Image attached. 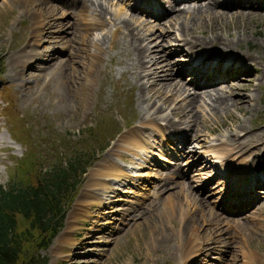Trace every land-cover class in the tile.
Segmentation results:
<instances>
[{"label": "rangeland", "instance_id": "obj_1", "mask_svg": "<svg viewBox=\"0 0 264 264\" xmlns=\"http://www.w3.org/2000/svg\"><path fill=\"white\" fill-rule=\"evenodd\" d=\"M70 1L73 0H0V185L23 174L24 168L15 166L22 159H36L39 154L46 165H51L57 158L63 160L77 150L86 149L87 153L92 143L110 139L108 147L97 152L84 173L62 227L40 250L42 256L49 264H242L241 256L246 251L263 258L264 263V140L256 138L264 130V78L245 80L243 73L236 78L231 93L229 83L235 79L230 75L234 72L232 61L223 60L222 65L228 64L223 71L222 65L214 68L223 47L206 42L209 50L218 52L211 53L210 58L205 56L207 52L199 57L202 52L192 54L181 35L236 42L234 51L255 55L264 65V18L251 16L252 12L264 13V0H218L234 7L240 2L238 9L228 10L216 5L209 8L212 0H162L163 7L161 0H101L107 6L101 17H96L89 3L81 5V0L75 3L77 10L63 6ZM172 5L177 9H170ZM184 7H202L200 11L217 17L216 23L223 29L203 26L209 19L205 13L185 14L187 24L180 26L175 13ZM38 10H46L45 15L55 18L56 14L63 16V23L46 26L44 35H40L35 27L45 19ZM122 20H127L139 34L129 36ZM228 30L233 31V37ZM140 33L151 34L147 43L152 56L174 63L162 75L174 77L172 82L178 87L179 83L186 84L190 95L203 98L207 92L229 93L227 96L235 101L247 99L246 104L213 114L208 106L198 103L197 110L191 112L196 124L189 128L190 121L179 116L180 111L171 112L184 95L178 97L169 88L164 97L177 98L172 101L175 105H162L156 121L149 122L147 116L152 111H145L150 104L148 86L140 90L148 76H144L146 70H141L134 57ZM242 33L246 36L240 37ZM30 46L38 57L23 65L17 55ZM95 54H99L98 59L92 58ZM190 58V65H181ZM245 64L259 65L256 61ZM177 68L183 72L181 79L173 76ZM189 70L198 71L197 77H190ZM189 80L197 86L190 85ZM213 80L217 83L209 84ZM176 106L180 107V103ZM167 120L182 124L174 130L173 123ZM150 124L168 133L165 137V130L157 136L150 135L143 142L147 148L123 138L133 133L147 135L152 126H146ZM239 124L245 131H235ZM198 126L200 136L192 139ZM220 139L252 144L243 152L233 149L237 159L248 166L243 173H238L237 167L231 169L230 164L225 168L222 158L215 156L212 145ZM184 141L186 147L181 149ZM228 144L231 145L224 146L231 148ZM190 150L194 151L191 155ZM117 152H121L120 156H116ZM111 157L115 168L108 169L111 175L103 176ZM25 162L30 165L29 160ZM259 173L260 181L240 188ZM254 189L259 196L252 194ZM189 216L196 228L191 240L198 251L183 261L178 237H184L180 227ZM202 244L207 247L204 258Z\"/></svg>", "mask_w": 264, "mask_h": 264}, {"label": "bare ground", "instance_id": "obj_2", "mask_svg": "<svg viewBox=\"0 0 264 264\" xmlns=\"http://www.w3.org/2000/svg\"><path fill=\"white\" fill-rule=\"evenodd\" d=\"M177 1V0H175ZM78 2L79 3V0H73V1H70L68 3H64L63 6H66V8H73L75 10H77L74 6H75V3ZM32 3V2H29V4ZM88 3L89 5H91V7L93 6V9L96 11L97 15L96 17H101L105 11H106V7L104 6L103 2L101 0H81V5H83L84 7L88 6ZM160 6L163 7L164 6V1H160L159 2ZM210 4V3H209ZM139 5V4H138ZM211 5H216V6H221V8H225L226 10H228L230 7L231 8H237V7H240L241 4L239 1H237L236 3V6L234 7V5L230 6V5H222L220 3V1L218 0H212L211 1V4H210V7L209 8H213V6ZM251 6H253V4L250 3ZM157 6V5H156ZM136 8V7H135ZM149 7H147V10H148ZM153 8H156V7H153ZM159 8V6H158ZM170 9H174L176 10L177 8L172 5L171 7H169ZM90 9V8H89ZM238 9V8H237ZM28 10V9H27ZM30 10V9H29ZM109 10V9H108ZM200 10H203L202 7L200 8H197V9H194L192 10V8L190 7H184L182 9H179L177 13H175V16L178 20H175L176 18H174V20L176 21V23H178L180 26H184L187 24V17H184L185 14H199L201 16H203V13L205 12H202ZM208 10V9H207ZM240 10V9H239ZM39 11V10H38ZM145 11V10H144ZM152 11V9H151ZM150 11V12H151ZM44 12H46V10L43 11H39V14L42 13L43 14V17L45 20L42 21V23H40V21L37 22L36 24V27L35 29L38 31V33L40 32V35H44V32H45V27L46 26H55V22H62V17L63 16H59L56 14V18L55 17H51V15L48 14L45 15ZM147 12V11H145ZM168 12V10H167ZM152 13V12H151ZM207 14L205 17L209 16V19L202 23L203 26H209L211 27L213 30L216 29V30H222L223 28L216 22H218L217 20V17L214 18L213 16L210 17L211 15L208 14V13H205ZM215 14V13H214ZM38 16V15H37ZM229 16V15H228ZM251 16H256V17H263L264 18V13H259V12H255L251 14ZM35 18V17H34ZM58 18V19H57ZM42 19V18H41ZM97 19V18H95ZM195 19V18H193ZM192 19V20H193ZM41 24H43V26L41 27ZM95 24V23H94ZM121 25L124 27V29H126V33L129 35V36H133L135 34H139V33H135L134 32V29L133 27H130V24L127 20H122L121 21ZM122 27V28H123ZM47 28V27H46ZM238 28V27H237ZM184 29V28H183ZM241 29H244L245 30V27H242ZM186 30H184L183 32H185ZM124 32V31H123ZM121 32V33H123ZM138 32V31H137ZM140 32V31H139ZM232 32L233 31H230L228 30V33L230 34V36H232ZM238 32V31H237ZM240 32V31H239ZM143 33V32H142ZM235 33V32H234ZM59 34V33H58ZM168 34V33H167ZM151 34H148V33H144V34H141L136 38V43L134 45V57L136 58L137 60V65L141 68V70H146L144 76H148L147 79H146V82L145 84H141L140 85V90H143V87L145 88L146 86H148V96H147V100H148V104L146 106V109L145 111L146 112H150L152 111L151 114H149L147 117L150 118L149 122L151 123H154L156 121V118H157V114L158 112L162 111L161 109V106L162 105H167V107L169 108V105L171 103H173L172 105H175L174 100H176L177 98H167V97H164V92L165 90L167 91V89H171L172 92H176V94L178 95V97L180 96V94L184 95L182 98H178L179 102H176L177 104L180 103V107L179 106H173L171 108V112L173 113H178L180 111V114L179 116H181L183 119H188V121H190V124L189 125V128L192 127L193 123H195L196 121V116L194 113H191L193 110H197V104L198 103H203L205 104L206 106H208L211 111L213 112V114L216 113V111H224V110H228L229 107H237V108H241V106H244L246 104V101L247 99H238L235 101V99H233L232 97H229L227 96L229 93H221V92H207L205 94V98L201 97V96H198V95H190L189 93V90H188V86L186 84H183V83H179L181 84V87H178L177 84L173 83V78L174 77H171V78H166L164 77V75H162L163 73H165L167 70H171L172 69V66H173V62H171L169 59H165V60H162L161 62V59H158L159 57H156V56H152L151 53L153 52L152 49L150 48V45L149 42L152 38V36H150ZM182 36H185L184 40H183V44L189 46V51L192 52V54H196L198 55L199 53V57L202 56L205 52H207L208 54L205 55L207 58H210L211 57V53H217L218 51L216 50H212V49H208L207 47V44L209 43H206V42H212V43H216L220 46L223 47V50L224 52H220L218 54V56L216 57H219L218 59V62L217 64L214 66L215 69H218L220 68V66L222 65V62L223 60L226 58L227 60L229 59V61H232L231 63V66L233 67L234 69V72L233 73H230V75L233 77H235V79H232V82L229 83V86H232L229 90L231 91V93L235 90V87H236V78L237 77H240L242 76L243 73L246 74L247 78L245 80H250L252 77L254 76H258V77H263L264 78V65L262 64V61H261V58L259 57H256L255 55H248L246 56L247 54L244 53V51H240V55L238 54V52L234 51L233 50V47L234 44H236V42H227V41H219L215 38H209L207 39L206 37L203 38L202 36H195V35H191V39H188V37L184 34H181ZM246 35L244 33L240 34V37H245ZM233 37V36H232ZM239 37V38H240ZM50 38V37H49ZM176 38V37H175ZM52 39V38H50ZM177 39V38H176ZM95 40V39H94ZM239 40V39H238ZM96 41V40H95ZM144 41H146V43H144ZM101 42H97V47H101L100 46ZM233 46V47H232ZM96 47V46H95ZM97 48V49H98ZM214 48V47H213ZM179 50H182V54H186L185 50H183V48H180ZM38 52L35 51L34 48H32V46H30V48L26 49L24 52H20L18 56V58L20 57L21 60H19L20 62L23 63V65H26L27 63L31 62L32 60H34L36 57H38ZM98 53V52H97ZM50 54V53H49ZM242 55V56H241ZM194 56V55H193ZM213 56V55H212ZM49 57V55H47V58ZM250 57V59L248 58ZM16 58V55L14 56L13 59ZM93 59H98L99 58V54H95L92 56ZM249 59V60H248ZM29 60V61H28ZM183 60V59H181ZM192 59L190 58L189 60L185 61L184 64H181V65H190L188 64L189 61H191ZM248 60L249 62H257L259 65L258 66H255V67H251V66H248L246 65L245 63H248ZM28 61V62H27ZM169 61V63H168ZM17 62V61H16ZM19 62V63H20ZM51 62V61H50ZM49 62V63H50ZM161 63H165V66L164 67H161ZM192 63V62H191ZM209 63V62H208ZM194 65V64H193ZM156 66L160 67L159 69H156ZM260 66V67H259ZM193 68V66H192ZM209 68V67H208ZM91 69V68H90ZM193 70V69H192ZM235 71H238L235 72ZM61 72V71H60ZM133 72V71H132ZM190 72V70H189ZM203 72V70H202ZM212 72V71H211ZM211 72H208L209 74ZM91 73V72H90ZM143 73V72H142ZM190 77H197L198 75V71L196 73L194 72H190ZM182 70H180L179 68H177L175 70V74L173 76H178L180 79L182 78ZM204 74V73H203ZM192 75V76H191ZM139 76V75H138ZM185 77V76H184ZM208 77V76H207ZM210 79V78H209ZM208 80V79H207ZM206 80V81H207ZM205 81V82H206ZM214 81V80H213ZM189 82L191 83L190 85H196L197 84L195 83L194 80H189ZM202 82V81H201ZM208 82V81H207ZM141 83V82H140ZM217 83V81H216ZM214 83V84H216ZM231 83L233 85H231ZM209 84H212V81L209 82ZM209 87V86H207ZM139 90V91H140ZM188 91V92H187ZM140 93V92H139ZM189 93V94H188ZM146 94V93H145ZM147 95V94H146ZM145 100V99H144ZM146 100V101H147ZM142 101V99H141ZM158 102V103H157ZM199 105V104H198ZM201 108V107H200ZM199 108V109H200ZM207 109V108H206ZM148 112V113H149ZM182 112V113H181ZM199 112V111H198ZM225 112V111H224ZM220 113V112H219ZM199 114V113H198ZM153 115V116H152ZM145 116L142 117V120L144 119ZM181 120V119H179ZM178 122H175L174 120H167V122H172L173 124H171V126L175 129H177V126L178 124H182L181 121ZM143 121H146V120H143ZM148 122V121H147ZM142 123V122H141ZM144 124V122L142 123ZM146 125V124H145ZM152 128H149L150 131L148 132V134H143L142 136L140 135H133L135 133H133L132 135H129V136H123V138L128 142V143H131V144H135L137 143V146L140 145V143H142L141 148H147V147H143L144 144L146 143H143V142H146L148 140V137H150V135H155L157 136L158 135V132L159 134H161L162 130H165V133L164 135H162L163 137H165V134L168 133L166 131L165 128H161V129H157L156 127H154L153 124H150V125H147V127H151ZM238 129H241L240 131H245V129L243 127L239 126L236 127V130L235 131H238ZM199 131H201V128L200 126H198V128L195 130V133L193 136L192 139H197V137H199ZM239 131V132H240ZM174 131H172L171 134H173ZM239 134V133H238ZM240 135V134H239ZM191 136V135H190ZM154 137V136H152ZM183 137V136H182ZM185 137V136H184ZM256 138H258L259 140L260 139H263L264 140V130H260V132L257 134ZM184 139V138H183ZM186 139V137H185ZM167 141V140H166ZM157 143V142H156ZM227 143H230L231 145H229L231 148H226L224 145L227 144ZM236 145H233L235 144ZM255 145V144H254ZM252 144L250 145H246L245 144V141H242V140H235L232 142H228V139H220V141L216 144L214 143L212 145V148H213V152L215 153V156L218 158V157H221L222 158V164L225 168H228L227 165L230 164L231 169H233L234 167H237V172L238 173H243L246 169H248V166L242 162H240V160H238L236 157V152L233 151L234 150H237L239 152H243V151H246L248 150L247 148L248 147H251ZM259 146V144H258ZM186 145H185V141L183 142V147L181 149H185ZM257 149L258 147L255 146ZM127 150V149H126ZM192 150H190V155L192 154ZM121 152H117L115 153L116 156H120ZM214 155V154H213ZM248 156V155H247ZM237 159V160H235ZM234 160V161H233ZM239 162V163H237ZM258 162V161H257ZM115 160L113 157L109 158L107 160V169L105 170V172L103 173L104 175L103 176H108V175H111V171H108V169L111 170V167L112 168H115ZM232 163L234 165H232ZM229 171V170H228ZM260 174V173H259ZM227 176V175H226ZM230 176V175H229ZM254 179L250 178L248 179V183H243L242 186H240V188L242 187V189L244 187H250V184L255 182V181H260L261 179V174L258 175H254ZM259 176H260V179H259ZM233 178V177H232ZM243 178V177H242ZM249 178V177H248ZM235 182V181H234ZM105 183V181H104ZM104 188H110V187H104ZM237 186H235L234 189H236ZM230 189V187H229ZM239 190V189H238ZM238 190H235V191H238ZM262 192H264V185H263V190ZM250 195H251V192H249ZM252 194L254 195H258L259 194L256 192V190L254 189ZM170 198H168V200H170V204L172 206L173 203L171 202V197L172 196H169ZM175 200V199H174ZM176 202V201H175ZM178 203V202H177ZM181 207H183L181 205ZM177 210V209H176ZM175 210V211H176ZM178 211V210H177ZM178 213V212H177ZM164 215V214H163ZM167 215V213H166ZM180 215V214H178ZM183 213L181 215V217H183ZM164 219V218H163ZM191 218L189 216V219L185 222V224H183L180 228H181V231L184 235V237H181V235L178 237V240L181 241L182 243V249H183V255H182V259L183 261L185 259H189L190 257L194 256L198 249H195V243L193 244V241L191 239H193L195 234L194 232L196 231V228H194L195 224L193 222L190 221ZM165 221V220H164ZM179 221V220H178ZM176 223V222H175ZM163 226V225H162ZM161 227V226H160ZM158 227V228H160ZM169 228V227H168ZM198 228V227H197ZM241 232V231H240ZM242 234V232H241ZM230 236V235H229ZM192 237V238H191ZM231 237V236H230ZM236 237V236H235ZM203 238V237H202ZM248 239V238H247ZM246 239V240H247ZM198 240V239H197ZM166 241V240H165ZM201 241V240H200ZM220 241V240H219ZM243 241V240H242ZM256 241V240H255ZM167 242V241H166ZM165 242V244H166ZM231 242V241H230ZM220 243V242H219ZM226 243V242H225ZM234 243V242H233ZM228 245V244H227ZM180 246V245H179ZM202 247V256L203 258L205 257V255H207L206 253H203V251L207 250V247H206V244H202L201 245ZM223 248V247H222ZM241 249V248H239ZM246 249V248H245ZM221 250V249H220ZM245 251V250H243ZM242 251V252H243ZM248 251H250L248 249ZM253 251V250H252ZM246 253L243 252L242 254V264H255L256 261L259 262V264H264V263H261L263 262V258L261 259L260 257H258L257 255H255L253 252H247ZM201 257V256H200Z\"/></svg>", "mask_w": 264, "mask_h": 264}, {"label": "trees", "instance_id": "obj_3", "mask_svg": "<svg viewBox=\"0 0 264 264\" xmlns=\"http://www.w3.org/2000/svg\"><path fill=\"white\" fill-rule=\"evenodd\" d=\"M92 138L95 140L96 134ZM109 142H94L89 152L74 151L51 165H46L39 154L15 165L24 168L23 174L0 185V264H49L40 250L62 227L84 173ZM25 160L30 165H25Z\"/></svg>", "mask_w": 264, "mask_h": 264}]
</instances>
